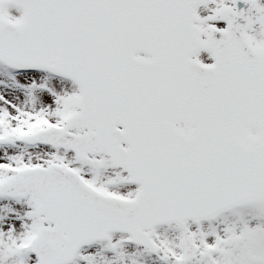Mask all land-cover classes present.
I'll return each instance as SVG.
<instances>
[{
    "label": "snow or ice",
    "instance_id": "6c2138e0",
    "mask_svg": "<svg viewBox=\"0 0 264 264\" xmlns=\"http://www.w3.org/2000/svg\"><path fill=\"white\" fill-rule=\"evenodd\" d=\"M0 264H264V0H0Z\"/></svg>",
    "mask_w": 264,
    "mask_h": 264
}]
</instances>
